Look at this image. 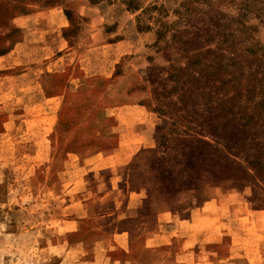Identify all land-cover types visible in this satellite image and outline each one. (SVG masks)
Segmentation results:
<instances>
[{"label": "rangeland", "instance_id": "1", "mask_svg": "<svg viewBox=\"0 0 264 264\" xmlns=\"http://www.w3.org/2000/svg\"><path fill=\"white\" fill-rule=\"evenodd\" d=\"M129 1L0 0V264H264V205L208 156L248 134L190 59L217 42Z\"/></svg>", "mask_w": 264, "mask_h": 264}, {"label": "trees", "instance_id": "2", "mask_svg": "<svg viewBox=\"0 0 264 264\" xmlns=\"http://www.w3.org/2000/svg\"><path fill=\"white\" fill-rule=\"evenodd\" d=\"M129 2L135 8L140 5L138 0ZM180 4L183 9L175 11L187 16L194 11L210 41L217 42L207 49L216 53L213 59L203 53L190 55L195 68H202V79L210 82L208 75L220 78L221 71L227 76L221 84L211 86L209 101L224 96V111H229L248 133L240 144L227 150L217 144L211 146L208 156L225 155L230 172L249 180L260 205H264V30L257 24L264 26V0H183ZM254 18L257 23L252 22ZM232 151H238L241 159L231 157Z\"/></svg>", "mask_w": 264, "mask_h": 264}, {"label": "crops", "instance_id": "3", "mask_svg": "<svg viewBox=\"0 0 264 264\" xmlns=\"http://www.w3.org/2000/svg\"><path fill=\"white\" fill-rule=\"evenodd\" d=\"M33 42L30 43V42H28L26 40L25 41H22V42H19L16 45L15 49H13L7 56H11L12 54H14L15 52H18V51L19 52H23V51L18 50L19 46L22 47L21 50H23L24 48H26V49L27 48L36 49L33 53H31L32 58L34 57V53H35V54H37L36 55L37 59H39L38 53H40V56H42V59L41 60L43 61L40 66L37 65L38 66L37 67V70H39V68L41 67L43 69L45 68L44 70L45 71H48V72H57L58 69H55L54 71H49V70H52V69H49L48 66L50 64H53V63L55 64L56 62H61V59H64V61L61 62V64H63L65 62V60L66 59H69V56L72 54V52L70 51V49H68L66 52H64L63 54H61V56H55L56 50H58V51H61L62 50L60 48H57L56 47V44H54V45H50L49 44V45L44 46V44L43 45H40V44L34 45L35 43H33ZM41 53H48V54L47 55H42ZM34 60H35V58H34ZM64 68L65 67L60 68L59 70H65ZM32 69L34 71V68H31L30 70H32ZM41 71H42V69H41ZM35 72H36V70H35Z\"/></svg>", "mask_w": 264, "mask_h": 264}]
</instances>
